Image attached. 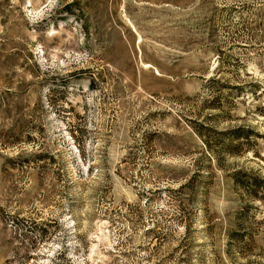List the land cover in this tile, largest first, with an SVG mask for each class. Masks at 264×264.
I'll return each mask as SVG.
<instances>
[{"label":"rangeland","instance_id":"obj_1","mask_svg":"<svg viewBox=\"0 0 264 264\" xmlns=\"http://www.w3.org/2000/svg\"><path fill=\"white\" fill-rule=\"evenodd\" d=\"M0 264H264V0H0Z\"/></svg>","mask_w":264,"mask_h":264}]
</instances>
